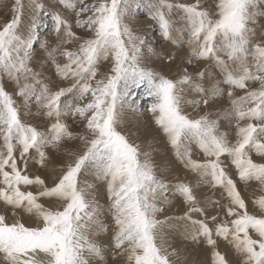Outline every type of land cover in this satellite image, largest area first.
<instances>
[{"label":"snow or ice","instance_id":"6c2138e0","mask_svg":"<svg viewBox=\"0 0 264 264\" xmlns=\"http://www.w3.org/2000/svg\"><path fill=\"white\" fill-rule=\"evenodd\" d=\"M54 4L46 8L41 0H14L12 16L0 28V75L14 81L22 102L18 105L0 87L2 264H91L90 258L107 264L106 251L113 260L126 257L127 264H172L170 257L177 253L168 251L161 234L172 218H157L165 210L162 205L170 203V192L187 206L183 217L175 219L191 225L194 240L203 237L212 264H230L227 252L218 250L219 241L235 253L237 264H264V196L252 202L260 214L250 213L238 189L252 181L264 187V33L257 40L254 27L264 16L260 0H211L210 7L200 0ZM141 7L164 41L187 48L186 60L172 77L146 65L145 49L149 58L157 53L125 22ZM47 33L55 36L52 44L41 39ZM35 45L66 86L51 87L56 81L46 83L43 71L35 70ZM158 58L169 67L178 59L175 54ZM105 62L110 67L102 73ZM194 62L202 66L189 71ZM142 86L143 95L151 98L146 111L195 183L170 186L157 175L151 151L142 153L118 130L126 110H139L133 91ZM33 103L47 121L43 131L21 118V107ZM185 107L204 111L193 117ZM69 120L82 124L83 131L74 132ZM221 121L234 129V141L220 130ZM77 140L82 147H66ZM193 145L202 160L193 158ZM62 149L71 159L56 172ZM29 161L44 170L51 166L50 177L27 174ZM87 169L106 182L107 212L115 229L107 248L90 239L107 228L99 219L104 209L94 196L86 199L93 185L80 186ZM201 185L219 190L221 199L206 198L202 207L195 191ZM209 206L222 211L209 215ZM8 212L28 213L36 226L18 219L8 223ZM193 213L205 218L192 219Z\"/></svg>","mask_w":264,"mask_h":264},{"label":"rangeland","instance_id":"374dc122","mask_svg":"<svg viewBox=\"0 0 264 264\" xmlns=\"http://www.w3.org/2000/svg\"><path fill=\"white\" fill-rule=\"evenodd\" d=\"M44 3L46 8L57 7L54 4V0H41ZM175 2L179 3H194L195 0H175ZM201 4L205 7L211 6V0H200ZM14 0H0V28H2L6 23L9 22L12 16V6ZM27 3V0H25ZM86 3H91V0H86ZM261 8L264 9V0H260ZM28 19V12L25 11V22ZM129 27L132 29L133 33L137 36H142L147 39V41L153 46L157 55H153L150 58L146 53V65L151 67L152 69L163 73L166 76L172 77L177 69V65L181 63V60H186L187 48L185 47H175L169 41H164L158 35V28L155 25L154 21L148 18V11L146 8L141 7L137 14L130 15L128 19L125 21ZM50 23V20L48 21ZM257 31L258 40L261 33H264V16H260L257 18V23L254 26ZM77 31L78 35H85L82 30L74 29ZM47 38L49 43L52 44L55 41V36L53 34L47 33L42 35L41 39ZM187 37H185L186 39ZM34 60L33 67L37 71H43L44 76L48 77L49 81H56L55 84H50L51 87H60L66 86L61 83L54 75V68L50 64L46 62L45 53L39 48V45H35ZM69 48H75L77 45H69ZM175 54L177 56V61L175 64H172L171 67L167 63H165L162 59L158 58L164 55H172ZM45 65L43 69L39 67V65ZM202 65L199 62H194L193 66L189 69V71H196ZM110 65L102 63L100 66V72H107L109 70ZM255 87V85H253ZM0 87H3L9 94L13 95V99L16 101L18 105H21V100L19 97L15 95L16 85L14 81L10 80L7 76L0 75ZM144 87H140L134 89L133 94L137 101L138 111L135 113L126 110L122 117V123L118 130H120L123 134L127 135L131 142L140 146V150L143 153L144 151H151L152 158L154 162L158 165L157 167V175L162 179H165L166 182L171 186L179 181L185 182H193L195 183V177L193 174L185 171L177 161L175 156L172 154V150L167 143L166 138L160 129L154 124L152 114L147 112L146 109L148 105L151 103V98L143 95ZM241 93L238 91L237 95ZM225 103V101H221L219 105L214 106L213 111H215L216 107H220ZM185 112L189 113L193 117L203 114L204 109L201 108L199 111H194L191 107H185ZM28 114H25V113ZM21 118L27 123L37 127L39 130L43 131L47 126V121L41 116L35 107V104H31L29 109H24L21 107ZM72 125V130L74 132H82L83 125L81 124L79 127L76 126L71 120L67 121ZM221 131H227L229 133V139L233 140L234 137V129H230L227 126L226 121H221ZM2 143V141H0ZM80 145V142L74 141L71 142L66 147L75 148ZM2 151V149H0ZM51 151V150H49ZM18 155V153H17ZM255 159H259L255 157ZM193 158L202 160L203 156L201 153L196 150L193 145ZM71 159V157L67 156L62 149L59 154L56 155L55 159V170L56 172L60 171L62 164H67V162ZM143 159V157H141ZM23 167V165H21ZM53 168L50 166L47 170L41 169L34 161H29L27 165V174L34 177L36 175H40L43 178H49ZM233 178L235 179V174L233 172ZM80 186H85V184L90 183L93 185V189L90 191V194L86 196V199H92L95 197L96 202L100 205L101 208L104 209L103 212L100 213L99 219L106 226V232H100L98 234L90 235V239L95 241L98 244L103 245L107 248L111 242V239L114 235V224L111 220V216L107 212V192H106V182L103 180H97L90 169L84 171V173L80 176ZM50 182V181H49ZM238 189L241 192L243 198L246 200L248 205V210L250 213L260 214L258 209L253 207V200L257 199L260 196H264V187H262L258 182L252 181L249 184H238ZM25 190V189H22ZM35 191V189H27ZM196 195L198 200L201 201V206L204 207L206 204V198H211L213 200H220V191L210 189L205 185H201L196 190ZM170 203L167 205H162L164 207V211L159 213L157 218L160 220H165L166 217L172 218L168 224H166L161 229V234L165 240L164 246L168 249V251L175 250L177 255L171 256L170 260L172 264H212L211 262V254L206 242L203 237H198L197 239H193V235H195L191 230V225L184 220L175 219L176 217H183L184 213L187 211V206L184 205L182 199L179 196L173 195L171 192L169 193ZM223 202V201H222ZM46 206L48 204L46 203ZM5 209L2 204H0V214L4 213ZM216 211L212 209L210 206L208 207V214L213 215L216 214ZM8 223H12L14 220H20V222L24 223L26 226L35 227L37 221L35 218L28 213L17 212L15 216L11 214V212L7 213ZM205 217H201L196 213L192 214V219H204ZM209 225L212 226V222L209 220ZM194 241V242H193ZM159 242V241H158ZM197 242V244H196ZM186 248L187 251H184ZM196 249L198 252H205L204 256H200V253H196ZM218 250L223 254L227 252L228 259L230 264H237L238 257L235 253L229 250V247L225 242H218ZM196 254V255H195ZM198 254V256H197ZM87 255V254H86ZM113 253L110 251H106L105 259L107 264H127L126 257H117L115 260L112 259ZM199 257V258H198ZM91 264H104V262L99 261L95 258H90ZM2 264V261H0Z\"/></svg>","mask_w":264,"mask_h":264},{"label":"bare ground","instance_id":"6f19581e","mask_svg":"<svg viewBox=\"0 0 264 264\" xmlns=\"http://www.w3.org/2000/svg\"><path fill=\"white\" fill-rule=\"evenodd\" d=\"M194 242V241H193ZM197 244V242H196ZM184 251H187L186 248L184 249ZM196 253H200V256H204L205 252L203 251L202 253L201 252H198V250L196 249ZM196 255V254H195ZM198 256V254H197ZM199 258V257H198ZM192 263L194 264V262L192 261Z\"/></svg>","mask_w":264,"mask_h":264}]
</instances>
